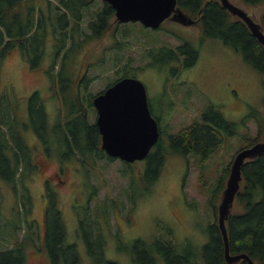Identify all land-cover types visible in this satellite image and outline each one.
Returning a JSON list of instances; mask_svg holds the SVG:
<instances>
[{
    "label": "rangeland",
    "instance_id": "374dc122",
    "mask_svg": "<svg viewBox=\"0 0 264 264\" xmlns=\"http://www.w3.org/2000/svg\"><path fill=\"white\" fill-rule=\"evenodd\" d=\"M47 1L36 0V5L44 6ZM96 1L102 7L104 1ZM232 1L246 8L258 22H263L264 1L258 4H249L244 0ZM51 2L53 5L58 4V0ZM109 23L105 36L88 44L89 48L80 53V61L85 62L79 90L74 93L69 88L64 92L57 91L58 85L48 72L51 49L45 57L44 68H32L18 48L10 50L0 68V114L4 111L5 118L10 122L13 117L16 122L14 127L25 136L23 127L26 125L23 122L29 116L27 98L33 91H39L46 104L42 102V110L48 109L46 118L49 126L51 119L52 128L69 118L68 112L74 107V101L77 105L80 102V114L85 115L90 124H95L97 110L93 98L110 83L120 79L122 69L126 68L131 70L130 76L139 78L146 85L151 112L157 120L160 118L158 121L164 131V145L168 142L169 134L185 131L195 121H201L202 113L210 104L219 107L224 117L236 124V134L226 135L223 143L207 160L194 154L188 158L168 154L158 180L150 192H145L146 183L134 179L130 186V175L126 174V170H130L137 178L141 177L145 160L126 166L120 159L109 161L95 155L92 157L93 164L89 160L85 162V158L80 161L78 154L73 155L78 160L72 156L62 158L64 148L60 139L63 135L54 134L51 128L47 132L46 123V132L55 138V147L45 161L37 141L28 131L25 138L31 150L36 152L33 156L36 169L30 173L31 178L28 176L29 181L25 182L27 186L19 181L18 194L12 193L9 184L0 178V204L3 205L0 211V250L11 246L2 236L8 233L5 225L13 219V207L17 199L24 193L31 194V212L39 225V241L26 249L28 264H51L45 253L39 250L45 231L46 200L43 195L50 186L48 184L46 187V179L52 182L70 243H79V238H76L78 223L85 211L92 221L98 212L105 211L106 215L101 214L98 220L103 227L111 228L106 235V257L120 264H133L127 249L133 246L136 238L152 241L161 237L173 239L176 244L192 242L200 245L205 242L208 238L205 228L210 223L218 222V205L236 152L259 138L264 139V73L250 64L239 50L220 38L201 36L203 31L198 26H186L174 20H166L158 29L148 28L140 22L120 24L113 17ZM52 39L50 35L48 41ZM115 39L126 41V47L121 45V49L110 51L109 47L113 46ZM181 40L188 41L199 50V58L194 66L180 71L178 69L175 73L164 70L168 68L167 63L163 66H146L153 60L149 50L156 46L176 49L184 42ZM104 56L107 63L88 67ZM115 56L123 59L118 66L114 64ZM58 71L57 65L55 72ZM67 97L70 99L66 108L63 98ZM253 110L258 112L257 118L249 117ZM213 192L215 208L210 203ZM129 193L135 200L139 199L133 209ZM19 204L21 207L20 200ZM242 208L235 199L232 213ZM18 234L21 237L26 235L23 221ZM79 236L84 244L82 264H90L86 239ZM97 242L94 245H98Z\"/></svg>",
    "mask_w": 264,
    "mask_h": 264
},
{
    "label": "trees",
    "instance_id": "16d2710c",
    "mask_svg": "<svg viewBox=\"0 0 264 264\" xmlns=\"http://www.w3.org/2000/svg\"><path fill=\"white\" fill-rule=\"evenodd\" d=\"M244 1L249 4H258L264 0ZM178 4L194 16L202 10V36L222 39L227 45L239 50L250 64L264 73L263 46L252 35L246 24L231 16L218 0H178ZM112 17L116 18L115 10L105 1L102 7H99L96 0H58L57 5H53L51 0H48L44 6L36 5V0H0V68L3 58L15 48L21 51L32 68H44L45 57L51 49L48 72L58 85L57 91L64 92L69 88L74 93L79 90V79L82 76V66L85 62V60L80 61L82 57L79 59V55L82 50L86 51L89 48L88 44L105 36ZM262 17L264 26V13ZM117 23L127 22L117 21ZM50 35L53 39L49 42ZM126 44V41L115 39L109 50H119L121 45L126 47ZM180 52L191 53L194 57L191 62L197 60L199 56V50L189 43L178 46L176 49L156 46L149 50V56L153 60L146 66L159 64L163 66L165 60H170L168 56L174 57L175 55L177 58V53ZM115 58V66L123 62L122 58L118 59L116 56ZM130 59L129 63H131ZM98 63L100 65L107 63L106 56L101 57L99 62L90 63L88 67L98 66ZM57 65L59 71L55 72ZM130 71L123 68L121 78L130 76ZM83 81L84 77L81 79L82 84ZM38 95L39 93H35L30 100V123L41 135H44L47 115L45 109L42 110L43 105ZM69 99L70 97L63 98L66 108ZM78 105L74 101V107L70 108L66 123L60 122L52 128L54 134L62 133L63 135L60 139L64 148L62 158L74 157L73 155L78 154L80 161L85 158V162L89 160L91 164L94 163L92 158L94 155L97 158L114 161L116 158L109 156L101 147V134L97 124H90L87 117L80 114ZM257 115L258 112L253 110L249 117L257 118ZM39 118H42V128L38 126ZM15 125L14 120L10 122L5 118L4 111L0 114V178L9 184L12 193L18 194L19 181L25 186L26 176L35 170L36 166L33 163L34 155H32L31 148L21 144L22 140L17 134L19 132L17 127H14ZM235 133L236 124L224 117L219 107L210 104L202 113L201 121H195L185 131H180L175 135L169 134L165 145L162 130L157 145L145 160L143 175L137 178L132 171L126 170V174L130 175V186L135 179L139 183H146L144 191L150 192L160 176L168 154H178L186 158L194 154L207 160L215 148L223 143L226 135ZM124 164L130 166L132 163L124 161ZM243 176L242 188L236 198L243 208L241 211L231 213L227 222L230 248L233 254L245 252L254 259L256 264H264V154L244 164ZM26 191L29 193L28 190ZM30 196L31 194L24 193L17 199L13 207V219L5 225L8 233L2 238L11 246L0 250V264H28L26 249L31 244L35 246L39 241L37 234L39 225L32 217ZM128 196L132 204L131 209H133L139 199L135 200L130 193ZM214 196L215 192L210 197V203L215 208ZM44 197L46 200L45 231L43 245L39 250L45 253L51 264H82L84 260L81 259V255L84 244L82 245L79 235L86 239L90 264H120L107 258L105 254L106 235L111 228L103 227L98 220L101 214L106 215L105 211L98 212L94 221L85 211L78 223V237L76 238H79L77 239L79 243L77 244L76 241L70 243L51 185L47 187ZM1 206L3 205L0 204V211L3 210ZM22 221L26 228V235L23 237L18 234ZM205 232L208 238L200 245L192 242L176 244L173 239L161 237L152 241L136 238L133 240V246L127 250L131 253L133 264H158V262L160 264L161 262L164 264H228L218 222L210 223L205 228ZM95 241H98V245H94ZM238 264L248 263L242 260Z\"/></svg>",
    "mask_w": 264,
    "mask_h": 264
},
{
    "label": "water",
    "instance_id": "95a60500",
    "mask_svg": "<svg viewBox=\"0 0 264 264\" xmlns=\"http://www.w3.org/2000/svg\"><path fill=\"white\" fill-rule=\"evenodd\" d=\"M115 10L120 22H140L157 29L172 19L183 25L196 24L193 14L186 12L178 0H103ZM228 13L242 20L252 35L264 48V26L246 8L232 0H218ZM202 13V10L199 12ZM93 104L97 110L96 124L101 134V147L116 159L133 163L146 160L157 145L160 137L159 121L153 116L149 105L146 85L137 77L118 79L104 91L95 95ZM264 154V140L239 149L231 164L225 188L218 205V225L225 245V259L228 264L245 260L256 264L245 252L233 254L230 248L227 222L232 213L235 199L241 190L243 166L247 161Z\"/></svg>",
    "mask_w": 264,
    "mask_h": 264
},
{
    "label": "flooded vegetation",
    "instance_id": "af4514ba",
    "mask_svg": "<svg viewBox=\"0 0 264 264\" xmlns=\"http://www.w3.org/2000/svg\"><path fill=\"white\" fill-rule=\"evenodd\" d=\"M201 15L202 14H200V13H197V15H193V17L195 18V19H199V21L196 23V24H193V25H188V26H198V27H200V29H202V24H201ZM167 20H172V19H167ZM160 28V27H159ZM152 29V28H151ZM158 29V28H157ZM202 36V35H201ZM184 40H181V42H183ZM186 43H188V41H184L182 44H180V45H178V46H181V45H184V44H186ZM191 45V44H190ZM193 46V45H192ZM167 47V46H166ZM194 47V46H193ZM168 48V47H167ZM194 48H196V47H194ZM172 49H174V48H172ZM197 49V48H196ZM178 54V56H177V58H176V56L174 55V57H169L168 56V58H170V60H165V63H164V65H166V63H167V67L168 68H166V69H164V70H169V71H171L172 73H175V72H177V70L179 69V71L181 70V69H184V68H188V67H192V66H194L196 63H197V61H198V59L197 60H195L194 62H191L193 59H194V57H193V55H191V53H177ZM163 58H165V57H163ZM198 58H199V56H198ZM170 63V64H169ZM170 65V66H169ZM174 67H178V68H174ZM86 87V86H85ZM35 93H39V91H33V93L32 94H30L29 95V97L27 98L28 99V119L25 121V122H23L24 123V125H26L25 127H23L24 128V132H25V136H23V135H20L21 134V132H19V133H17L19 136H20V139L22 140V142H21V144H24V145H27L28 147H30V145L27 143V141H26V134H27V132L29 131L32 135H33V137H34V139L37 141V143H38V145H39V147H40V149H41V152L44 154V156L45 157H43V160H45V161H47L48 160V157L49 156H51V154H52V149H54V147H55V138H53V137H50L48 134H47V132H48V129L49 128H51L52 129V126H53V123H52V121H51V119H50V126H49V123H48V120H47V118L45 117V121H46V123H47V132H46V125L44 126L45 127V130H44V132L43 133H45L44 135H41V133H39L38 132V130L37 129H35V126L34 125H31V123H30V121H31V112H30V110H29V106H30V100H31V98L34 96V94ZM54 93H55V95H56V89L54 90ZM54 95V96H55ZM39 96V98H40V100H41V104H42V102H44V104H45V101L44 100H42V97L40 96V95H38ZM148 100H149V98H148ZM45 106H46V104H45ZM44 106V107H45ZM45 113H46V115L48 116L49 115V113H48V109H46L45 108ZM86 114H87V112H86ZM12 120H14L13 119V117H12ZM44 121V120H43ZM62 123L63 124H65L66 123V121L65 120H63L62 121ZM244 125L246 124V123H244V121L242 122ZM159 124H160V122H159ZM42 118H39L38 119V126H39V128H42ZM20 127V126H19ZM160 131L162 132V130H161V126H160ZM54 132V131H53ZM236 134V133H235ZM162 135V134H161ZM234 135V134H233ZM229 136H231V135H229ZM260 140H264V139H257L256 141L258 142V141H260ZM218 148V147H217ZM217 148H215V150L217 149ZM214 150V151H215ZM32 151V155H35V151H33V150H31ZM213 151V152H214ZM231 168V167H230ZM230 172V171H229ZM229 175V174H228ZM28 176H30V178H31V175L30 174H28L27 176H26V178H25V180H24V185L25 186H27L26 184H25V182H26V180H27V178H28ZM29 178V179H30ZM27 181H29V180H27ZM62 181V180H61ZM48 184L49 185H51L52 184V182L50 181V179H46V181H45V185H46V187L48 186ZM226 185V184H225ZM46 192V191H45ZM44 196H45V194H44Z\"/></svg>",
    "mask_w": 264,
    "mask_h": 264
}]
</instances>
